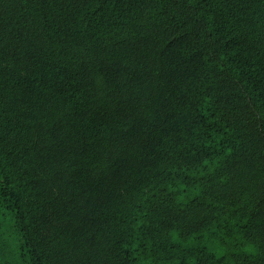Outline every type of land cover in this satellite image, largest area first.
I'll return each mask as SVG.
<instances>
[{"label": "trees", "instance_id": "trees-1", "mask_svg": "<svg viewBox=\"0 0 264 264\" xmlns=\"http://www.w3.org/2000/svg\"><path fill=\"white\" fill-rule=\"evenodd\" d=\"M0 264H264V0H0Z\"/></svg>", "mask_w": 264, "mask_h": 264}]
</instances>
